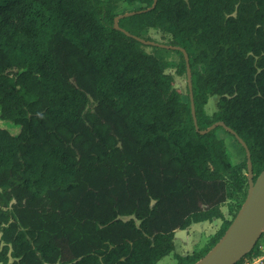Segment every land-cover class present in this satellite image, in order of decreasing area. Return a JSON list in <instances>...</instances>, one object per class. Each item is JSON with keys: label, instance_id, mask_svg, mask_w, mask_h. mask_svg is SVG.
Segmentation results:
<instances>
[{"label": "trees", "instance_id": "16d2710c", "mask_svg": "<svg viewBox=\"0 0 264 264\" xmlns=\"http://www.w3.org/2000/svg\"><path fill=\"white\" fill-rule=\"evenodd\" d=\"M126 1L140 7L116 29V0H0V119L20 126L0 128V264H158L178 230L221 220L175 256L195 264L249 190L245 148L232 164L217 132L235 136L201 132L224 123L264 170V0ZM149 29L187 52L196 123L189 88L135 38Z\"/></svg>", "mask_w": 264, "mask_h": 264}, {"label": "water", "instance_id": "95a60500", "mask_svg": "<svg viewBox=\"0 0 264 264\" xmlns=\"http://www.w3.org/2000/svg\"><path fill=\"white\" fill-rule=\"evenodd\" d=\"M156 1L157 0H155V4L152 8L155 7ZM135 13L136 12H129L116 17L114 27L118 29V22L121 18L134 15ZM135 38L144 45L158 46L162 48L173 49L175 51L179 50L184 54L187 64V78L191 99V108L196 123L195 103L191 80L192 73L187 52L184 49L178 47L167 46L153 41H146L137 37ZM219 127L224 128L227 132L235 136L239 144L245 148L247 152L249 190L242 208L240 209L236 218L233 220L225 235L205 257L195 264H237L246 256H248L249 253L256 247L264 232V170L261 175L256 180H254L251 155L246 143L237 135L234 130L226 126L224 123H216L201 133L205 134Z\"/></svg>", "mask_w": 264, "mask_h": 264}, {"label": "rangeland", "instance_id": "374dc122", "mask_svg": "<svg viewBox=\"0 0 264 264\" xmlns=\"http://www.w3.org/2000/svg\"><path fill=\"white\" fill-rule=\"evenodd\" d=\"M116 13H129L134 11L140 7L139 3H128L126 0H116ZM146 36L151 38L153 42L169 45L171 38L170 35L162 32L159 29H149L146 33ZM145 50L148 53H153L159 58L163 59L168 64V69L166 70L167 73L174 76L175 85L174 87L182 94V98L184 101L188 100V78L187 74L180 75L178 70L181 68L182 56L180 53L174 51L173 49H158L154 50V48L150 45H145ZM219 98L217 96L211 97L208 101V104L205 106V112L208 115H213L217 111V102ZM0 128L8 130L13 135H18L20 133V126L13 123L2 121L0 119ZM218 135L220 138L224 139L227 151L231 160L232 164H239L245 158V153L243 152L241 145L232 137L231 135L227 134L223 130H219ZM225 216L230 218L228 214V208H222ZM213 224V222H210ZM222 221H219L218 227L214 228L213 225L210 224L213 231L209 235L201 234V227H199L200 233L196 234L195 231H191L190 242L187 244L185 242H181V240L176 241V248L169 256H166L162 259L159 264H178L174 255L185 256L188 254H192L194 252H198L207 242H209L210 238L219 230ZM205 228V227H204ZM215 230V231H214ZM197 236V237H196ZM202 237V238H201ZM180 239V238H178ZM192 239V240H191ZM201 240V241H200ZM264 250V238L259 243V250ZM195 250V251H194ZM194 251V252H193ZM260 251V252H261ZM263 254V253H262ZM251 256H248L247 259H250ZM243 264L245 262L243 261Z\"/></svg>", "mask_w": 264, "mask_h": 264}, {"label": "crops", "instance_id": "0c3cea01", "mask_svg": "<svg viewBox=\"0 0 264 264\" xmlns=\"http://www.w3.org/2000/svg\"><path fill=\"white\" fill-rule=\"evenodd\" d=\"M223 211V210H222ZM224 213V212H223ZM219 219H216V220H214V221H212L213 222V224H211L209 221H206V222H202V223H196V224H193V225H191L188 229H186V230H178L177 232H176V234H175V238H174V242H175V248H176V241L177 240H181V242H185V243H189L190 242V238H189V236H191V231H195V233L196 234H199L200 233V230H197V229H199V227H201V231H202V233L201 234H206V235H209L210 233H211V231H213V229L211 228V226H210V224L211 225H213L212 227H214V228H216V227H218V225H220L219 224ZM205 227V228H204ZM215 231V230H214ZM178 237L180 238V239H178ZM197 237V236H196ZM202 238V237H201ZM192 240V239H191ZM201 241V240H200ZM208 243V242H207ZM206 243V244H207ZM205 244V245H206ZM204 245V246H205ZM203 246V247H204ZM202 247V248H203ZM195 251V250H194ZM193 251V252H194ZM199 251V250H198ZM173 253V252H172ZM179 255V254H178ZM188 255H190V254H188ZM169 256V255H168ZM186 256V255H185ZM174 258H175V255H174ZM162 261V260H161ZM160 261V262H161ZM159 262V263H160ZM158 263V264H159Z\"/></svg>", "mask_w": 264, "mask_h": 264}, {"label": "built area", "instance_id": "2783aa9c", "mask_svg": "<svg viewBox=\"0 0 264 264\" xmlns=\"http://www.w3.org/2000/svg\"><path fill=\"white\" fill-rule=\"evenodd\" d=\"M261 251V250H260ZM263 253V254H262ZM248 256H246L243 261L245 264H264V250L262 249L260 255H253L250 259H247Z\"/></svg>", "mask_w": 264, "mask_h": 264}, {"label": "bare ground", "instance_id": "6f19581e", "mask_svg": "<svg viewBox=\"0 0 264 264\" xmlns=\"http://www.w3.org/2000/svg\"><path fill=\"white\" fill-rule=\"evenodd\" d=\"M179 238V237H178Z\"/></svg>", "mask_w": 264, "mask_h": 264}]
</instances>
